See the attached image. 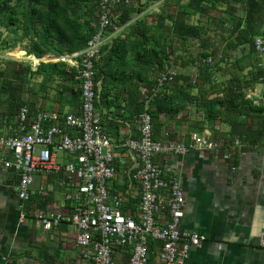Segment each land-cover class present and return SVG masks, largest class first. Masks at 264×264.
<instances>
[{
    "label": "crops",
    "instance_id": "0c3cea01",
    "mask_svg": "<svg viewBox=\"0 0 264 264\" xmlns=\"http://www.w3.org/2000/svg\"><path fill=\"white\" fill-rule=\"evenodd\" d=\"M233 1L245 4V0H141L146 7L140 15L160 21L165 30L169 59L178 71V85L197 82L189 88L196 100L176 101L175 109L159 114L156 138L164 139L169 133L174 140L189 139L192 133L199 132L209 133L220 144L216 150L195 148L157 157L171 167V174L176 175L185 191L187 204L181 226L207 236L191 249L184 264H264V102L255 105L244 98L250 88L264 96V82L258 80L253 45L241 36L250 17L249 4L245 5L247 17H242L240 29L231 25L228 35L220 31L232 21ZM220 17L227 19L217 21ZM214 25H219V30ZM256 26L264 32V8ZM187 27L193 33L187 32ZM124 29L128 28L123 26L118 32ZM205 50L216 62L213 74L201 73L189 79V72L197 64H205L200 57ZM234 87L241 92L236 99L242 103L239 109L228 110L222 105L209 111L207 101L222 97ZM145 88L141 84L137 95L143 97ZM123 95L121 106L104 113L103 123L115 145L118 167L111 186L115 193L128 196L126 212L136 216L140 198L138 191L131 188L132 159L123 143L129 136L137 135L138 128L134 118L123 117L132 106L126 101V93ZM64 102L68 105L62 110ZM81 103L80 95L78 103L63 100L53 110L31 103L24 105L33 109L31 115L48 110L63 116L80 110ZM3 106L0 105V131L8 135L17 130L18 112ZM1 154L10 156L0 150ZM18 180V172L0 162V264H89L76 244L77 231L72 223L65 221L45 230L38 217L43 211L67 213L74 208L64 195L62 175L37 174L31 198L24 201L18 194ZM41 188L45 194L40 193ZM130 256L129 247L117 246L113 251L116 264H129Z\"/></svg>",
    "mask_w": 264,
    "mask_h": 264
},
{
    "label": "built area",
    "instance_id": "2783aa9c",
    "mask_svg": "<svg viewBox=\"0 0 264 264\" xmlns=\"http://www.w3.org/2000/svg\"><path fill=\"white\" fill-rule=\"evenodd\" d=\"M95 1L99 7L97 31L84 49L58 58L76 68L75 77L82 89L80 110L63 116L56 111L38 110L31 115L29 106L22 105L17 114V130L8 135L0 131V150L10 154H1L0 162L18 172L17 190L23 201L31 198L37 174L62 175L64 195L74 208L67 213L47 210L38 217L45 230L65 221L72 223L77 231L76 244L89 264H116L113 251L117 246L130 248L129 264H184L191 249L207 236L181 226L187 204L185 191L176 175L171 174V167L157 157L195 148L216 150L220 144L209 133L199 132L192 133L189 139L174 140L169 133L164 139H157L151 114L146 110L137 114L134 119L138 134L129 136L123 146L132 159L131 188L138 191L140 200L136 216L126 212L128 196L115 193L111 186L118 174L115 145L104 127L95 75L102 48L123 27L116 24L120 13L116 9L133 0ZM111 26L115 30L107 33ZM253 45L258 80L264 82V33L254 37ZM43 57L33 60L39 65L45 60ZM203 61L215 62L213 56ZM177 76L171 59H167L151 87L145 88V100H151ZM244 98L255 105L264 102V96L253 88L245 92ZM45 192L40 189V193Z\"/></svg>",
    "mask_w": 264,
    "mask_h": 264
},
{
    "label": "trees",
    "instance_id": "16d2710c",
    "mask_svg": "<svg viewBox=\"0 0 264 264\" xmlns=\"http://www.w3.org/2000/svg\"><path fill=\"white\" fill-rule=\"evenodd\" d=\"M249 4L250 17L243 29L241 36L244 42H251L256 35L264 33L258 31L256 20L264 8V0H245ZM123 4L116 10L120 13L117 17V26H125L124 32H118L110 44L102 48L100 57L96 61V80L99 82V107L104 119V113L110 109L121 106L126 93V101L132 105L123 113L125 118H134L143 111H148L153 120V133L155 136L158 117L161 112H170L175 109L176 101L196 100L189 93L191 83L187 86L178 85V76L162 87L151 99L145 100L144 96L137 95V90L143 84L146 89L151 87L154 77L165 67L169 59V46L165 37V30L161 22L149 20L147 16L140 15L145 9ZM187 9L186 5L184 6ZM99 7L95 0H0V36L3 27L20 37L29 39V54L42 57L46 53L63 56L75 51H81L88 40L97 31ZM136 18L131 21L134 17ZM227 18L220 17L217 21L225 22ZM243 20L238 19L235 28L240 29ZM202 28V27H201ZM109 27L107 33L114 31ZM12 47V45H6ZM253 51L254 45H253ZM208 51H203L202 58L208 56ZM12 73L17 77L39 75L45 80L56 78L62 81L79 83L78 92L82 89L80 80L76 76V68L66 61L56 62L41 61L37 69L32 70L29 63L12 61ZM215 64V62H214ZM241 68L243 64L239 63ZM214 66L202 65L203 72L213 74ZM146 92H148L146 90ZM241 95L236 87L229 88L222 97L207 101L209 111L219 106L235 107L239 109L242 103L236 99ZM24 103H14L18 112ZM32 112V108L30 107ZM79 111V110H78ZM77 111V112H78ZM156 138V136H155Z\"/></svg>",
    "mask_w": 264,
    "mask_h": 264
},
{
    "label": "rangeland",
    "instance_id": "374dc122",
    "mask_svg": "<svg viewBox=\"0 0 264 264\" xmlns=\"http://www.w3.org/2000/svg\"><path fill=\"white\" fill-rule=\"evenodd\" d=\"M134 3L136 4V6H140V7H143L145 5V2H141V0H134ZM233 3L234 4L231 6L232 12L234 14L232 17V21H229L228 25L224 24L223 27H221L222 29H220V31L222 34L226 33L228 35L229 34L228 31H230L229 27H231V25L235 27L238 19L240 18L242 19V17L243 19H246L247 17V10H245V5L247 4L243 3L241 5V2H234V1ZM135 18L136 16L131 21H133ZM210 26L213 27V24L211 23ZM214 27H216V30L217 29L219 30V25H214ZM186 29L187 32L193 33V29L191 27H187ZM1 32H2L0 36V105L1 106L4 105L3 107H5L7 105V107L10 106L8 107V110L11 109L15 110L14 103L16 102L24 103V104L31 103V105H35L36 107L53 110L58 108V104H60L61 106L63 100L66 102L69 101L76 103L79 102L80 92H78L79 89L78 82L74 83L72 81H62L59 78H56L54 80H45L42 76L39 75L30 76L29 74H27L26 76L17 77V75L13 74L12 68L13 66H15L12 63L13 60L24 61L25 63H29L31 65L32 70L37 69L38 65L33 60V57H31V55L33 54L28 53V50L30 48L29 39L27 37L23 39L20 37V35L22 34V30H20L19 34L17 35L11 32L10 29L3 27ZM187 34L188 37H192V34L189 33ZM194 42H201V41H194ZM7 44L12 45V47H6ZM203 47L204 46H201V48ZM16 50H24L25 54L17 55ZM201 56L202 55H200V57ZM216 57L218 58L219 56ZM58 58L59 56L53 54V56L48 57L43 61L56 62L59 61ZM227 58H229V56H227ZM203 59H202V63H203ZM228 61L231 63V60ZM209 65L215 66L216 62L215 64H209ZM195 67L196 68H193L192 72H189L190 74H192V75L188 74L189 79L194 75L198 76L201 73H204L203 68L199 64H197ZM230 67L231 66H229L228 68ZM67 105L64 102L61 107L62 110H64L66 108L65 106ZM6 112L8 111L6 110Z\"/></svg>",
    "mask_w": 264,
    "mask_h": 264
},
{
    "label": "bare ground",
    "instance_id": "6f19581e",
    "mask_svg": "<svg viewBox=\"0 0 264 264\" xmlns=\"http://www.w3.org/2000/svg\"><path fill=\"white\" fill-rule=\"evenodd\" d=\"M20 49V48H19ZM10 53V52H9ZM11 54H12V52H11ZM16 54L17 55H23V54H25V51L24 50H16ZM51 56H53V54L52 53H46L45 55H44V59H47L48 57H51ZM31 57H33V58H35V60L37 61L38 60V58L39 57H37V56H34V55H31Z\"/></svg>",
    "mask_w": 264,
    "mask_h": 264
}]
</instances>
